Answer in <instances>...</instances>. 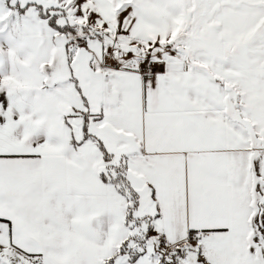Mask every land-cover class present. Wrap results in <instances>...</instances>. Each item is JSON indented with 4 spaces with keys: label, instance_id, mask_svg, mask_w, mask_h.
Segmentation results:
<instances>
[{
    "label": "snow or ice",
    "instance_id": "obj_1",
    "mask_svg": "<svg viewBox=\"0 0 264 264\" xmlns=\"http://www.w3.org/2000/svg\"><path fill=\"white\" fill-rule=\"evenodd\" d=\"M0 264H264V0H0Z\"/></svg>",
    "mask_w": 264,
    "mask_h": 264
}]
</instances>
